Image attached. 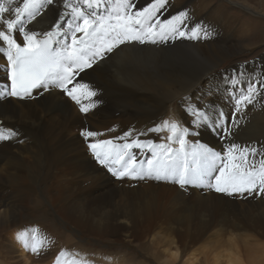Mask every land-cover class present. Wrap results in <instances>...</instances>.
<instances>
[{"label": "bare ground", "instance_id": "6f19581e", "mask_svg": "<svg viewBox=\"0 0 264 264\" xmlns=\"http://www.w3.org/2000/svg\"><path fill=\"white\" fill-rule=\"evenodd\" d=\"M135 2L137 8H142L151 0ZM207 3V0H197L185 8L182 0H168L160 19H168L187 10L196 23L209 26L211 34L208 38L190 42L188 40L191 39L170 37L165 42L125 43L81 73L77 79L82 78L81 82L89 84L96 92L94 97H88L86 93L80 96L81 104L89 106L86 113L80 111V104L56 87L47 92L43 89L34 91V98L20 100L9 97L0 100V127L5 130L4 135H8V130L17 133L0 140V231L13 229L18 219H26L35 210L46 212L47 204L64 223L99 239L110 237L108 240L114 242H141L150 237L155 246L165 241L168 247L161 252L165 255V264L175 261L178 256L177 246L171 250V244L176 240L188 242L187 246L218 242L208 249L213 264L239 263L236 242L264 244V194L247 198L228 197L196 185L182 189L169 181L118 179L87 149L88 143L96 139H113L116 143H123L116 138L130 130L133 135L128 140L144 132L139 137L141 140L167 142L163 133L159 139V133L147 130L165 119L189 127L190 120L195 118L190 114L189 105L201 109L207 106L213 112H221L226 118H231L233 99L246 89L244 84L205 76V72L197 73L191 69L198 52H203L210 62L215 58L223 59L228 48L216 43L219 42L216 38L220 36V31L241 32L235 30L234 20L226 16L223 5L218 9H208L205 14L208 18L204 22L202 19L198 21L202 14L199 9L208 6ZM248 3L246 0V4L240 7L257 13L253 8L255 5L252 7ZM257 4L255 7L264 13V0H257ZM16 5H22V0H16L13 7ZM58 9L59 5L50 6L29 27L39 32L50 30V25L58 18ZM184 40L191 50L176 51L175 48ZM6 64V58L0 54V84L7 82ZM248 71L252 72L251 69ZM237 76L242 77V72H238ZM263 99L257 96L254 105L236 114L240 124L233 129L232 142L264 145ZM93 104L94 107L91 106ZM85 129L103 135L86 141L81 135ZM191 131L197 134L186 137L190 145L199 142L216 151L225 146L226 142L209 127L196 129L191 126ZM260 138H263L262 141H259ZM131 151L138 159L151 158L148 149L133 148ZM35 169L42 174L38 175L39 181H43L41 186L45 196L42 200H45V205L37 195L38 176L33 175ZM29 197L35 203L32 210L24 205ZM38 228L49 235L45 248L39 253L43 259L52 258L47 264H54L61 249L70 253L62 258L61 264H72L74 259L86 260L89 264L124 262L117 259L106 263L104 257V263L94 262L88 258L90 254L77 250L79 247L71 238L62 239L60 230L52 224L47 227L39 222ZM18 232L15 229L7 234L9 243L0 242V264H29L23 244L16 238ZM57 242L62 243L60 250L55 246ZM260 249V255L255 251L254 259L264 264V257L261 258L264 246ZM15 252L16 260L13 259ZM194 253L191 251L187 263L194 262Z\"/></svg>", "mask_w": 264, "mask_h": 264}, {"label": "snow or ice", "instance_id": "6c2138e0", "mask_svg": "<svg viewBox=\"0 0 264 264\" xmlns=\"http://www.w3.org/2000/svg\"><path fill=\"white\" fill-rule=\"evenodd\" d=\"M15 3L16 0H0V54L7 61V82L0 84V100L34 98V91L47 92L56 87L80 104V111L86 113L89 106L81 104L80 96L86 93L94 97L96 92L77 77L115 48L131 42H165L170 37L199 39L211 34L209 26L203 23L190 24L187 10L160 19L168 0H151L142 8H137L135 0H22V5L13 7ZM56 5H59L58 18L50 30L39 32L29 27L46 9ZM257 96L264 98V78L249 81L247 88L234 97L230 119L207 106L201 109L189 105L190 114L195 117L189 127L165 119L147 130L155 133L167 130V142L141 140L139 137L144 132L128 140L133 135L130 130L116 138L123 143L96 139L88 143V148L118 179L169 181L182 189L196 185L228 197L259 196L264 194V145H240L231 141L233 129L240 124L236 114L254 105ZM191 126L215 130L226 142L225 146L216 151L199 142L190 145L186 137L197 134L191 131ZM4 131L0 127V140L17 135L8 130L5 136ZM81 135L89 141L103 134L85 129ZM173 143L178 147H173ZM133 148L148 149L151 158L138 159L131 151ZM38 231L23 230L16 236L26 250L37 255L46 242V237L38 236ZM69 255L66 249H61L54 264H61L62 258ZM72 264L89 262L74 259Z\"/></svg>", "mask_w": 264, "mask_h": 264}, {"label": "rangeland", "instance_id": "374dc122", "mask_svg": "<svg viewBox=\"0 0 264 264\" xmlns=\"http://www.w3.org/2000/svg\"><path fill=\"white\" fill-rule=\"evenodd\" d=\"M193 1H197V0H182L183 6H185V8H188L189 7L188 4ZM207 2H208L207 3L208 6H206L203 9L201 8L199 9V12H201L202 14H200V17H198V21L202 19V21L204 22L208 18L206 17L207 15H205L208 12L207 11L208 9L209 10H212L213 8L218 9L220 8V6L222 7L223 5L226 16L229 15V18L234 20L233 27H235V30L241 32L235 33V31L233 30L222 31V32L220 31V36L218 37L217 35L216 38V40L218 39L219 42L216 43L218 45L220 44L226 45V47L228 48V51L225 52L223 59L215 58V61L210 62L205 59L203 52H198L196 56V60L194 64L191 66V69L197 73L205 72V74H203L205 76L209 75L214 77H220L221 79L225 78L230 83H234V84L243 83L245 88H247L249 81L257 82V80L259 81L261 78H264V13L258 10L259 7L256 8L258 6L257 0H248L249 2L248 4H250V6L252 7L254 5L256 6V7L254 6L253 8L256 9L257 13L256 12L254 13L250 10L248 11V9L240 7V5L246 4V0H207ZM191 23H196V21L191 19L190 24ZM193 40L191 39L188 41L190 42L197 41V39H193ZM185 41L186 40L182 41V43L179 44L178 47L179 49L175 48L176 51L181 49H183L184 51L191 50V48H189L187 45L184 44ZM192 50H194V48H192ZM173 52L176 53L175 51ZM248 69L249 70L251 69L252 72H249ZM238 72H242V77L239 78L237 76ZM248 74L249 76H247ZM243 75L244 76L246 75L247 78H244ZM231 94L232 93L229 92L230 97ZM263 103H264V99H263ZM160 134L163 135L164 138H166L168 133L167 130L160 132L158 135L159 139L163 137ZM262 139L263 138H260L259 141H262ZM172 146L178 147L176 143L172 144ZM188 150H190V147ZM88 152L94 155L91 151L88 150ZM38 170L39 169H35V171H33V175L35 174L36 176L37 174L38 176L36 191L38 198L42 200L44 199L45 195L42 192V186H41L42 185L41 182L43 181L42 180L41 182L39 181L40 178L39 175L41 174V171ZM238 199L240 200V197ZM256 200L258 199L256 198ZM42 201L43 204L45 205L44 202L45 200ZM24 205L26 206V209L28 208L32 210V208H34L35 206V203L32 200V198L29 197L27 200L24 201ZM46 207H47L46 212L44 211L42 213H38L35 210L33 211V213H30L26 219L23 218L20 220L18 219L17 224L16 226L13 227V229L7 228L9 231L1 230L0 242L3 241L9 243L7 234L11 231H14L15 229H18L19 232L23 230L30 231L33 228L37 229L39 226V222H43L44 225L47 227L50 223L54 227L59 229L62 234L61 235L62 239L71 238V241L75 243L76 246L79 247L77 250L85 252L86 254H90L88 258L90 260H93L94 262L104 263L103 261L104 260L103 257H104L108 261V262L106 261V263H112L117 259H123L124 260L123 264H163V263L165 264V261H163L165 260V255H162L161 253L162 249L168 247L165 246L168 245L165 241L155 246V242H151L150 237L141 240V242H138L136 240L133 241L122 240L120 242H114L108 240L110 237L99 239L86 233L85 231H80L74 228L71 224L64 223L63 220H61L55 214L52 213L49 205L46 204ZM38 230H39L38 234L41 233L42 234L41 236L46 238L49 237L47 232L45 231L43 232L39 228ZM212 239L213 238H211V240ZM176 241L173 242V244H171V250H175V246H177L179 248L178 249L179 253L176 260L169 264H189L186 262V259L187 257H189L191 251H195L194 253L195 255L193 259L194 262L191 264H213L209 256L210 252L208 249L212 245H215V243L217 244L218 242H214V244H212L213 242L212 243L207 242L203 245H201L200 242L194 245L191 244L190 246H187L188 242H176ZM262 243L263 242H253V244L251 242H240V241L236 242L238 255H239V263L237 264H259L258 262H255L254 254L255 251L257 252V254L261 253L260 247L262 248V246H264V244ZM61 244H62L61 242H57L55 246L58 247L60 250V248H62ZM64 246H66V244ZM249 249H253L254 252H250ZM24 250L27 253L26 256H28L29 264H47L46 262H48L50 259L52 260V258L49 259L45 258L46 259L45 260L43 259V257L40 256V254L37 255V254H33L29 250L26 249ZM263 255L264 254H262L261 258L264 257ZM16 256L17 253L15 252L13 258L14 260L18 258ZM118 264L120 263L118 262ZM219 264H223V263L219 262Z\"/></svg>", "mask_w": 264, "mask_h": 264}]
</instances>
